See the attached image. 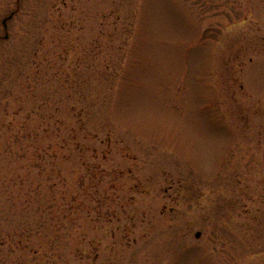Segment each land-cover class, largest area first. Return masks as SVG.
Listing matches in <instances>:
<instances>
[{"label": "rangeland", "instance_id": "1", "mask_svg": "<svg viewBox=\"0 0 264 264\" xmlns=\"http://www.w3.org/2000/svg\"><path fill=\"white\" fill-rule=\"evenodd\" d=\"M25 227L50 264H264V0H0Z\"/></svg>", "mask_w": 264, "mask_h": 264}, {"label": "trees", "instance_id": "2", "mask_svg": "<svg viewBox=\"0 0 264 264\" xmlns=\"http://www.w3.org/2000/svg\"><path fill=\"white\" fill-rule=\"evenodd\" d=\"M36 228L0 229V264H50L44 261L51 240H40L39 231ZM54 256L56 255L53 253ZM52 264H63L60 259L53 258Z\"/></svg>", "mask_w": 264, "mask_h": 264}, {"label": "water", "instance_id": "3", "mask_svg": "<svg viewBox=\"0 0 264 264\" xmlns=\"http://www.w3.org/2000/svg\"><path fill=\"white\" fill-rule=\"evenodd\" d=\"M13 15H14V12H12L9 16H7V17H5V18L3 19V24H4V26H5L6 29H7V27H8V25H7V21H8L10 18H12ZM4 37H5V38H8V37H9L8 32L5 34ZM198 235H199V233H198Z\"/></svg>", "mask_w": 264, "mask_h": 264}]
</instances>
